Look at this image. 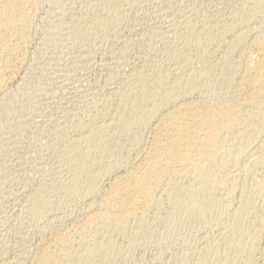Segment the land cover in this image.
Wrapping results in <instances>:
<instances>
[{"label":"rangeland","instance_id":"rangeland-1","mask_svg":"<svg viewBox=\"0 0 264 264\" xmlns=\"http://www.w3.org/2000/svg\"><path fill=\"white\" fill-rule=\"evenodd\" d=\"M35 4L32 25L25 29L18 57L9 58L15 73L6 75L0 92V101L7 102V108L0 113V264H33L39 249L63 232L79 227L91 211L89 208L94 207L89 204L95 200L100 204L118 177L132 171L148 151L157 120L143 128L141 135L138 129L128 132L117 121L121 98L136 72L152 75L158 71L183 81L202 67L216 68L231 50L235 52L232 51V58L239 62L244 53H252V63L259 60L253 47L260 36L257 30L259 19L264 18V5H255L258 12L254 19L251 16L256 8L248 0H35ZM95 16L103 21L102 28L92 27ZM189 29L196 33L210 30L212 40L207 46L204 42L188 41ZM203 49L210 55L207 61L200 55ZM186 57L196 60L187 69L183 65ZM205 77L197 80L194 89L184 84L176 88L178 101L162 114L187 104L214 109L231 96L229 102L236 101L239 77L230 89L222 85L221 76ZM93 118L96 125H111L110 162L116 166L114 173H105L101 165L90 159L86 169L89 174L82 175V179L101 175L96 191L99 196L94 198L69 187L77 181L71 145L87 135ZM257 118L244 134L236 137L239 134L233 133L221 139L227 154L241 151L242 148L236 149L240 146L245 150L222 172L224 189L214 196L218 208L193 218L185 212L173 214V201L158 193L160 196H156L145 215V223L153 232L150 241L135 240L138 226L134 227L131 221L126 235L112 239L121 250L114 264H196L212 249L224 258L231 255L233 264H264V120ZM225 138L231 139L227 142L233 140V144L228 146ZM184 182L187 186L191 183ZM36 199L38 203L33 204ZM238 227L245 230L243 253L231 252L225 245L229 233H238ZM107 239H103V244ZM75 250L79 253V248Z\"/></svg>","mask_w":264,"mask_h":264},{"label":"bare ground","instance_id":"bare-ground-1","mask_svg":"<svg viewBox=\"0 0 264 264\" xmlns=\"http://www.w3.org/2000/svg\"><path fill=\"white\" fill-rule=\"evenodd\" d=\"M248 2L250 4H254V7L255 5H264V0H248ZM34 4L35 0H0V92L3 88L2 86L4 84L6 75L15 73L13 70L14 68L8 63L12 62L13 60L9 61V58L12 56L18 57L19 50H21L20 48L22 47L21 44L25 41V29L29 26V24H31V20L33 18L32 8ZM257 12L258 11L256 8V13H253V15L251 14V17L254 16L255 19L254 14L257 15ZM259 14L261 13L259 12ZM241 17L240 19H242ZM93 19V28L103 27V21H101L98 16H95V18L93 17ZM259 20L261 23L258 25L259 30L257 31L258 35L260 34V36H258L259 38H257L256 41L254 39L255 42L253 47L254 52L259 54V60L256 63H252V58L250 59V54L252 53H244L243 55L241 54L242 57L239 62L234 57L232 58L233 50H231L229 53L225 54L223 61L218 63L219 66L216 68L211 69L210 67L211 70L205 68L204 70L202 67L201 69L197 70L198 72L195 70V75H190L191 77H187L183 81H180L176 76V78L172 76V78H170V76L168 78V75L166 77L158 71L152 75H148L149 73L146 74L144 72H138L137 74L136 72L130 81H128L130 83L127 84L128 86L125 96L121 98L122 100L119 107L120 112L117 121L119 124L118 126L126 127L128 132L130 130L132 131L133 129H138V131L140 130L138 133L141 135V130L143 128L146 127L147 129L148 124L150 125L155 120H157L158 124L156 125V129L154 128V136L148 147V151L143 155L140 162L136 163L137 165H135L134 168H132L133 166L130 164L132 166L130 168L133 169L132 171L126 167L129 162L127 161L125 167L126 170L128 168L129 171H125L126 173L125 176L123 175L124 177L122 176L119 178L120 176L117 175L119 176L118 180L112 184L105 197L103 195V200L101 199L102 201L99 202L100 204H98L96 200L93 203L94 205L89 204L94 207L91 206L92 209L89 208L91 211L89 212L88 210L89 213L86 215L84 222L81 224L79 223L80 226L78 225L79 227H74L75 229L72 228L73 230L71 231L67 230L68 233L65 232L66 234H64V232L59 236H57V234V237H55L52 242L50 241L51 244L48 246L43 245L44 247H40L41 249H39V253H37L36 258L33 260V264H114L115 260L120 255L121 250H119L117 243L115 244L113 242L115 240L112 239L120 235L122 236L123 234L126 235L125 232L128 231L127 229L132 224L131 221H133V224H135L134 227L138 226V234L135 240L150 241L153 232L151 231L150 226L145 223V215L149 213L148 210L152 208L155 198L158 196L157 194L161 192L162 193L160 195L164 193L165 195H168L173 201V214L185 212L189 217L193 218V216L195 217V215L199 214L200 212L202 213L209 210L211 212V210H214V208H218L216 207L218 202H216L217 200H215L214 196L217 195L216 192L219 189L224 187L223 185L225 184V181L221 178L222 172L225 169V166L229 164L228 162H234L235 159H237V155L244 153L242 150L245 148L239 145L240 147H237L236 149L242 148L241 151L237 150L234 154L230 152L227 154V151L225 152L223 148L221 139L233 133L239 134L236 137L240 136V134H244L247 128H250V124L253 122V119H256L257 117H261L263 118L262 120H264V18H260ZM250 21L252 23V19ZM203 31L204 32L196 33L192 31V29H189V31H186V39L188 41L198 43L204 42V45L207 46L206 44H209L208 40H212L209 33L210 30L206 31L203 29ZM255 34H257V32H255ZM72 35H75V33ZM239 50L241 51V49ZM201 53L202 54L200 55H203L202 57L204 60L207 61L210 58V55L208 56L207 49H203ZM193 61L196 60H193L191 57H186L184 58L183 65L187 69L188 67L192 66L191 63ZM181 69H183V67H181ZM214 74L222 77V85L227 88L233 84V80L236 81L235 79L238 77L241 79V84L237 85L239 88V95L234 103L229 102V98L232 96L228 97V99L226 96L225 98L228 101L223 99L222 102L224 103L221 102L222 104L220 103L218 107L215 106L216 108L214 107V109H208L209 107L206 108L207 106H203V109L199 106H196L197 104L193 105L191 103L192 105L187 104V106L182 108L177 105L180 109L178 108V110H175L174 112L168 110L166 115L162 114L163 112L166 113L165 110H167L171 104L176 102V88L184 84L187 85L188 88L191 87L189 89H192L193 87L197 86L196 82L197 80H200L201 77H205L207 75L208 78L212 77ZM184 103L186 104V102ZM6 108L7 102L5 100H1L0 113ZM95 120L96 118H93L92 125L87 130V135L83 139L74 140L71 145V163L75 167L76 177L74 180L77 181L69 184V187L75 191H81L82 193L86 194V196L93 198L98 194L96 191H99L97 188L98 185H100L99 182L101 175H96V173L95 175L93 174V176L91 175L88 177L89 179L87 180L82 179V175L89 174L86 169L90 163V159H92L94 163H97V165H101L103 168L102 170H104L105 173L112 174V172L114 173L113 170L116 169V166L110 162L111 149L113 146V130L112 128H109L111 125H103V122L101 126L99 124L96 125ZM256 123L257 122L254 124ZM232 136L234 135H231V137ZM227 138H225V142L231 140L230 138L227 140ZM137 141L140 143L141 138H139ZM230 142H227L226 144L229 146ZM235 142L236 141H234V143ZM239 143L242 145L241 142ZM247 145L248 144H245V146ZM140 149L142 150V148ZM232 149H234V147H232L231 150ZM239 157L240 156H238V158ZM123 169L124 168H122V170ZM185 180L191 181L190 185L188 184L189 186L184 184ZM219 195L221 197V194ZM37 203L38 199L33 202V204ZM95 203L98 205H95ZM172 216H169V219H171ZM242 229L243 228H241V230H237L238 233H234V231H232L233 233L230 232L231 234L229 233V236L226 240L227 243L225 242V245H229L231 252L234 251L236 253H241L244 251V249H246L244 245L245 241L242 242V236L243 233H245L243 231L245 230L242 231ZM104 238H108L107 241L105 240L106 244H103ZM76 247L77 249L79 248V253L77 250H75ZM216 250L212 249V255L209 252L210 254L207 253L208 256H201L202 259L200 260L199 258L200 262L195 261V263L233 264L235 259H233L231 255H227V257L224 258L221 256L223 254L220 255L221 252L219 253V251ZM225 251H227V249ZM77 253L78 255H76ZM204 255H206V253ZM209 257L212 261H209Z\"/></svg>","mask_w":264,"mask_h":264}]
</instances>
